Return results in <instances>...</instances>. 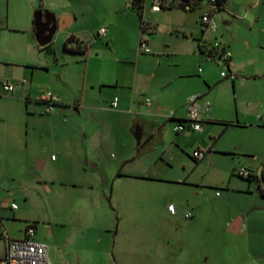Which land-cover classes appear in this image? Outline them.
Instances as JSON below:
<instances>
[{"label": "rangeland", "instance_id": "374dc122", "mask_svg": "<svg viewBox=\"0 0 264 264\" xmlns=\"http://www.w3.org/2000/svg\"><path fill=\"white\" fill-rule=\"evenodd\" d=\"M82 1L95 6L102 19L122 16L116 12L122 0ZM198 1L185 10L179 0H167L170 9L148 15L155 22L149 35H154L160 49L168 50L177 35L187 31L198 33L207 48L213 49L217 43L236 51L243 65L258 58L257 47L264 44V0H223L220 10ZM19 3L0 0V19L6 18L9 4L14 17ZM208 13L216 21V30L202 21ZM6 33H10L13 50L19 37L11 30H0V48ZM59 35L55 34L53 47L64 59V41ZM134 42L128 33L116 46L128 52ZM173 62L172 58L164 59V64ZM221 63L229 74L227 63ZM55 69L50 73L36 70V77L46 83L36 84L42 93H53L50 83L65 91V65ZM58 69L63 80L56 78ZM0 81L20 85L1 71ZM10 95L0 96V131L10 139L8 148L0 152V210L12 212L11 202L20 206L22 219L17 223L23 228L36 224L37 236L48 244L53 264H264V191L258 180L238 175L240 167H248L237 161L235 152H216L213 159L207 155L198 163L188 153L182 154L174 168H163L170 170L168 176L178 179L147 191L142 200H134L133 209L124 210L111 198L113 184L107 188V196L101 197L102 185L95 179L111 174L110 163L119 153L103 152L102 163L95 165L82 134L91 121L55 105L51 113L37 119L34 132L26 118L13 119L11 111L5 115L14 105L6 99ZM52 114L54 117L48 118ZM257 142L264 145V130L237 128L223 135L216 148L233 150L238 144L253 148ZM44 160L46 165L42 166ZM6 200L10 201L8 206L2 203ZM171 203L176 209L173 214L167 210ZM239 217L244 229L234 233L228 223ZM5 244L0 237V264H4Z\"/></svg>", "mask_w": 264, "mask_h": 264}, {"label": "crops", "instance_id": "0c3cea01", "mask_svg": "<svg viewBox=\"0 0 264 264\" xmlns=\"http://www.w3.org/2000/svg\"><path fill=\"white\" fill-rule=\"evenodd\" d=\"M19 1L14 17L9 4L6 18L0 19L1 32L11 30L19 37L13 44V50L10 49L12 43L8 41L10 33H6L5 41L1 42V74L20 84L15 85V91L6 98L14 105L5 115L11 111L13 119L26 118L35 132L37 119L47 115L46 104L42 101L44 92L36 87V84L46 83L40 76L36 77V70L56 72V67L65 65V91L50 83L57 97L56 106L65 108L67 114L76 113L79 119L91 121L90 128L83 129L82 134L86 151L91 150L96 166L102 163L103 152L115 150L119 153L110 163L111 174L95 179L102 185V198L107 196V188L113 184L111 198L124 210L133 209L135 199L142 200L147 191L160 189V186L178 179L168 176L170 170H164V166L174 168L176 160L185 153L198 163L207 155L213 159L216 152L224 151L235 152L238 162L256 171L257 175L261 173L254 179L264 191V157H261L264 145L257 142L258 145L252 144L253 148L239 144L233 150L216 148L223 135L234 129L264 130V121L260 118L264 112V44L257 47L258 58L245 65L238 60L239 54L230 50L232 57L227 63L230 73L223 77L225 63L214 64L207 58L201 49L203 42L199 41L201 38L196 32L185 31L177 35L168 50L157 46L154 35H149L154 31L155 22L149 20L148 15L158 14V11H152V0L146 1L144 11V20L148 19L150 24L147 31L148 44L152 49L150 54L140 52L137 47L143 28L139 14L130 6V0H122L118 4L116 12L122 14L121 18L117 16L107 20L102 19L95 6L82 0ZM37 10L52 12L57 17L60 28L56 33L64 41V59L59 57L53 42L49 43L52 44L50 50L37 42L33 20V13ZM103 27L108 28L105 36L99 35ZM128 33L132 34L135 42L132 51L127 52L116 45L120 37ZM165 58H172L174 62L164 64ZM56 76L57 80H63L59 69ZM1 94H4V89L0 81ZM195 95L199 96L203 106L210 102L209 109L203 108L202 129L188 127L177 132L175 126L186 120L187 104ZM115 97L119 99L116 108L112 106ZM147 98L151 100L150 105L146 103ZM172 112L174 115L170 117ZM52 117L53 114L48 118ZM7 138L0 131V152L9 146L10 139ZM197 149L207 151L206 156L198 161L193 157ZM43 165H46V160ZM2 203L8 206L10 201ZM12 209L10 213L0 210V225L11 239L23 238L28 226L23 228L17 223L22 219L20 206ZM140 210L142 208L137 211ZM228 225L234 233L244 229L240 217ZM37 231L34 237L42 241ZM4 239L6 255L7 240Z\"/></svg>", "mask_w": 264, "mask_h": 264}, {"label": "built area", "instance_id": "2783aa9c", "mask_svg": "<svg viewBox=\"0 0 264 264\" xmlns=\"http://www.w3.org/2000/svg\"><path fill=\"white\" fill-rule=\"evenodd\" d=\"M194 2L191 1L187 7H190ZM201 3H207L212 6L213 10H218L220 5L218 4V0H201ZM167 0H152L151 8L152 11H161L167 9ZM202 21L205 25L211 27L213 30L217 29L216 21L211 13L205 14L202 17ZM144 28L140 38L139 50L142 53L150 54L152 53V49L148 44L147 31L150 29L149 22L145 21ZM108 31L107 27H103L99 35L105 36ZM203 52L207 55L209 60H213L216 62H226L228 63L232 57V52L226 47L219 44H215L213 49L211 47L207 48L204 43L201 45ZM221 47L220 50L218 48ZM217 53H216V52ZM229 74L226 72H222V76L226 77ZM232 77L234 75L232 74ZM26 80H23L25 83ZM2 86L4 89V94H12L15 91V84L10 83L9 81H2ZM118 97H115L112 101V106L116 108L118 106ZM42 101L46 104V113H51L54 109V106L57 103V97L54 96L53 93L47 92L42 96ZM146 103L148 105L151 104V100L149 98L146 99ZM203 108L209 109L210 102H206L203 106L199 101V96H193L189 100L187 104V118L185 121H180L176 126L175 130L177 132L184 131L188 127L192 130H201L203 124L202 112ZM174 112L170 114V117H173ZM261 120L264 121V112L260 116ZM207 154L205 149H197L193 153V157L195 160L203 159ZM238 175L246 178V179H254L257 178L258 175L255 171L248 169L244 166L240 167L237 170ZM12 208L16 209L17 204H12ZM169 209L171 212L175 213L176 209L173 204L169 205ZM191 214L189 213L188 216ZM35 224H30L27 228L26 236L19 239H11L8 235L6 229H0V237H4L7 240V250L6 255L4 257V264H53V262L49 258V246L47 243L43 241H39L35 239Z\"/></svg>", "mask_w": 264, "mask_h": 264}, {"label": "water", "instance_id": "95a60500", "mask_svg": "<svg viewBox=\"0 0 264 264\" xmlns=\"http://www.w3.org/2000/svg\"><path fill=\"white\" fill-rule=\"evenodd\" d=\"M34 25L36 39L39 45L46 46L52 42L56 32L60 28L57 17L52 12L35 11Z\"/></svg>", "mask_w": 264, "mask_h": 264}, {"label": "trees", "instance_id": "16d2710c", "mask_svg": "<svg viewBox=\"0 0 264 264\" xmlns=\"http://www.w3.org/2000/svg\"><path fill=\"white\" fill-rule=\"evenodd\" d=\"M146 1L147 0H130V6L134 10L137 11V13L139 14V16L141 18L142 28L143 29H145L143 23L145 22V20H144V11H145V6H146ZM191 1H193L194 3L191 4L190 7H187V5L191 3ZM196 1L197 0H179V3L185 10H191L194 7V5L196 4ZM198 3H201V0H199ZM218 4L220 5V8H219V10H220L223 7V0H218ZM169 7L171 8L172 5L169 6ZM51 46H52V44H48L46 46H43V48H46V49L50 50ZM201 49H202V46H201ZM32 224H34V223H32Z\"/></svg>", "mask_w": 264, "mask_h": 264}]
</instances>
